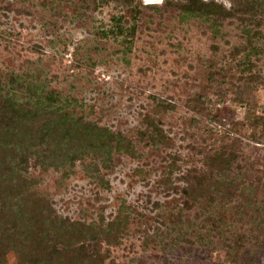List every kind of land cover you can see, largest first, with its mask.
<instances>
[{
	"label": "rangeland",
	"instance_id": "374dc122",
	"mask_svg": "<svg viewBox=\"0 0 264 264\" xmlns=\"http://www.w3.org/2000/svg\"><path fill=\"white\" fill-rule=\"evenodd\" d=\"M138 2L0 0L1 83L16 78L20 100L29 85L56 93L76 118L130 139L135 154H86L59 169L31 159L30 190L72 221L107 227L126 217L119 244L102 245L105 264H229L217 238H202L209 215L186 210L182 189L188 171H207L225 145L237 144L240 159L259 161L256 177L264 175V26L248 38L238 18L220 23L167 0ZM237 48L241 63L232 60ZM250 74L261 78L244 82ZM152 122L162 140L145 134ZM227 224L229 237L250 228ZM255 260L264 264V248Z\"/></svg>",
	"mask_w": 264,
	"mask_h": 264
},
{
	"label": "trees",
	"instance_id": "16d2710c",
	"mask_svg": "<svg viewBox=\"0 0 264 264\" xmlns=\"http://www.w3.org/2000/svg\"><path fill=\"white\" fill-rule=\"evenodd\" d=\"M115 1L133 7L136 0ZM230 1V8L217 0H167L166 5L220 23L238 18L251 38L252 26H264V0ZM240 51L244 50L237 48L232 54L233 62L241 63ZM260 78L250 74L244 82ZM14 83L16 78L7 85L0 81V264H6L11 252L19 256L17 264H105L109 250L102 252L103 243L118 245L128 219L118 215L104 227L60 217L50 200L30 190L29 166L33 159L43 168L59 169L86 154L109 159L113 151L134 156L132 141L76 118L68 105L59 104L54 92L40 94L29 85L28 98L20 100ZM191 104L197 112L204 106L198 97ZM145 134L152 142L164 138L162 128L153 122ZM236 146L225 145L210 156L207 171H188L182 189L185 209L200 208L209 215L202 238H217L212 243L225 251L229 264H261L255 257L264 248V175L256 177L262 172L257 167L261 163L241 160ZM227 219L250 228L229 237ZM181 220L180 214L172 215L175 225Z\"/></svg>",
	"mask_w": 264,
	"mask_h": 264
},
{
	"label": "built area",
	"instance_id": "2783aa9c",
	"mask_svg": "<svg viewBox=\"0 0 264 264\" xmlns=\"http://www.w3.org/2000/svg\"><path fill=\"white\" fill-rule=\"evenodd\" d=\"M164 0H142V4L146 7H152L163 4ZM263 169H264V161H263Z\"/></svg>",
	"mask_w": 264,
	"mask_h": 264
}]
</instances>
